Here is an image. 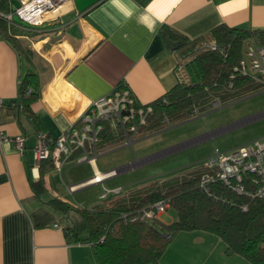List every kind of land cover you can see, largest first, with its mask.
Returning <instances> with one entry per match:
<instances>
[{
    "label": "crops",
    "instance_id": "obj_1",
    "mask_svg": "<svg viewBox=\"0 0 264 264\" xmlns=\"http://www.w3.org/2000/svg\"><path fill=\"white\" fill-rule=\"evenodd\" d=\"M9 9L8 1L0 0V11ZM44 23L46 28L34 29V34L15 35L22 43L27 41L31 51L27 56L0 33V130L26 137L23 155L13 142L0 144V264H96L91 244L67 241L61 213L47 204L52 198L71 203L66 191L54 188L58 171L47 170L39 180L40 168L48 165L43 161L34 167L36 134L44 132L54 139L78 126L92 101L120 85L140 103L155 101L177 84L178 53L165 45L164 29L189 40L219 25L264 31V0H99L81 13L68 1L51 10ZM26 73H36L40 82V98L31 105L35 119L17 104L19 83ZM247 117H264V105ZM260 133L255 138L264 136ZM80 155L76 149L63 157L58 169L87 163L85 174L68 185L69 191L105 172L97 159L78 161ZM39 208L60 216L37 226ZM225 250V242L214 233L180 231L163 252L161 264H249Z\"/></svg>",
    "mask_w": 264,
    "mask_h": 264
},
{
    "label": "trees",
    "instance_id": "obj_2",
    "mask_svg": "<svg viewBox=\"0 0 264 264\" xmlns=\"http://www.w3.org/2000/svg\"><path fill=\"white\" fill-rule=\"evenodd\" d=\"M46 24L43 22L38 29ZM20 27L0 19V33L13 43L19 53L27 56L30 49L15 35L34 33ZM162 34L165 45L177 51L178 58L190 52L195 54L201 77L191 86L176 84L151 102L153 113L148 117V125L145 127L148 131L157 130L168 119L180 121L190 114L212 109L211 100L216 97L224 103L255 87H261L247 78L238 76L230 79L229 76L241 56L242 42L253 35L262 36L264 31L219 25L207 35L193 40L169 28L164 29ZM204 40L229 47L227 55L199 49ZM40 95L37 74L26 73L19 83L17 104L31 119L36 117L31 105ZM162 97H166V103L162 102ZM120 142L122 138L113 136L106 123L98 147L101 149ZM45 161L48 166L40 168V181H43L45 172L53 168L49 160ZM202 172L200 167L159 184L134 189L126 195L112 196L100 203L104 205L97 204L93 208L72 205L59 198H52L47 204L61 213L67 241L91 244L96 264H161V256L174 235L190 230L214 233L225 242L227 254H238L249 264H264V198L248 199L219 187H216V194L220 198L210 196L199 187ZM160 199L169 200L170 206L177 211V219L172 223L162 225L158 219L130 220L139 209ZM243 204L247 205L246 210L242 209ZM56 219L52 211L37 209V226L51 224Z\"/></svg>",
    "mask_w": 264,
    "mask_h": 264
},
{
    "label": "built area",
    "instance_id": "obj_3",
    "mask_svg": "<svg viewBox=\"0 0 264 264\" xmlns=\"http://www.w3.org/2000/svg\"><path fill=\"white\" fill-rule=\"evenodd\" d=\"M7 1L10 9L7 12L0 11V18L8 24H16L12 20V15L17 14L21 20L31 25H42L51 10L58 9L72 0H18L19 6L14 11L11 10V0ZM198 48L226 56L229 47L221 46L215 41L204 40ZM194 55L190 52L178 58L175 65L177 84L191 86L199 81L201 75ZM238 76L264 87V35H253L242 42L241 56L232 67L229 77L234 79ZM162 102H167L166 97H162ZM219 103L216 97L211 100V107L215 108ZM193 111L197 112V109ZM152 113L151 103H140L125 85L115 87L107 95L91 102L79 118L78 126L70 127L54 139L44 132H38L32 147L34 167L38 168L43 161L49 160L54 168L59 169L62 158L68 157L76 149L81 150L78 161H95L98 156L96 151L101 150L98 145L106 123L113 136L121 137L126 145H132L135 135L148 125V117ZM25 140L26 137L22 133L9 135L0 130V144L13 142L21 155L26 148ZM206 159L201 166L203 172L199 178V187L204 193L220 198L216 194V187H219L248 199L264 198V136L226 150L215 147ZM116 174V169H110L103 172L102 177L95 174L82 184L101 183L99 197L107 200L122 192V187L107 188L103 185L106 178ZM69 189L73 190L74 186L70 185ZM169 207V200L160 199L139 209L130 220L153 221ZM241 207L243 210L247 209L246 204ZM53 226L57 227L58 224L54 223Z\"/></svg>",
    "mask_w": 264,
    "mask_h": 264
},
{
    "label": "rangeland",
    "instance_id": "obj_4",
    "mask_svg": "<svg viewBox=\"0 0 264 264\" xmlns=\"http://www.w3.org/2000/svg\"><path fill=\"white\" fill-rule=\"evenodd\" d=\"M243 57L246 59L245 55ZM262 105L264 87L258 86L238 98L220 102L215 108L190 114L183 120L168 119L157 130L148 131L142 128L135 135L132 145L120 142L101 148L96 151L101 171L128 166L116 175L106 178L103 184L107 188L122 187V196L134 189L159 184L173 176L185 175L199 169L215 147L221 150L230 149L253 140L260 132H264V117H247L258 111ZM86 167L87 163L79 166L73 162L68 166V173V168L59 172L53 167L51 171H58L57 186L54 188L66 191V198L76 206L93 208L97 204L104 205L100 203L105 200L99 197L101 183H89L73 191L68 190V185L76 182L75 178L85 174ZM177 216L175 208L170 206L160 214L158 220L162 225H168ZM60 220L64 225V219Z\"/></svg>",
    "mask_w": 264,
    "mask_h": 264
},
{
    "label": "water",
    "instance_id": "obj_5",
    "mask_svg": "<svg viewBox=\"0 0 264 264\" xmlns=\"http://www.w3.org/2000/svg\"><path fill=\"white\" fill-rule=\"evenodd\" d=\"M73 4L75 6V9L78 13L84 12L87 10L89 7L97 3L99 0H72ZM12 2V7L11 10L14 11L16 7L19 6V1L18 0H11ZM12 20L14 23L18 24L19 26L28 29V30H34L38 29L41 25H31L23 20H21L17 14L12 15ZM117 172L120 171V169H116Z\"/></svg>",
    "mask_w": 264,
    "mask_h": 264
},
{
    "label": "bare ground",
    "instance_id": "obj_6",
    "mask_svg": "<svg viewBox=\"0 0 264 264\" xmlns=\"http://www.w3.org/2000/svg\"><path fill=\"white\" fill-rule=\"evenodd\" d=\"M97 176H98V177H102V176H103V174H100V173H99Z\"/></svg>",
    "mask_w": 264,
    "mask_h": 264
}]
</instances>
